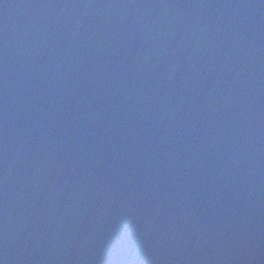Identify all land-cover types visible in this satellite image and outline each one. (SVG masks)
<instances>
[{
	"label": "water",
	"instance_id": "obj_1",
	"mask_svg": "<svg viewBox=\"0 0 264 264\" xmlns=\"http://www.w3.org/2000/svg\"><path fill=\"white\" fill-rule=\"evenodd\" d=\"M0 264H264V0H0Z\"/></svg>",
	"mask_w": 264,
	"mask_h": 264
}]
</instances>
